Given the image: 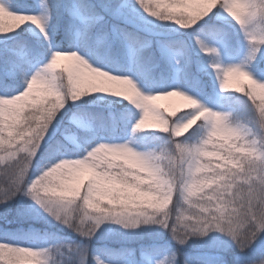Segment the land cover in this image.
<instances>
[{"label": "snow or ice", "instance_id": "1", "mask_svg": "<svg viewBox=\"0 0 264 264\" xmlns=\"http://www.w3.org/2000/svg\"><path fill=\"white\" fill-rule=\"evenodd\" d=\"M0 166V264H264V0H0Z\"/></svg>", "mask_w": 264, "mask_h": 264}, {"label": "trees", "instance_id": "2", "mask_svg": "<svg viewBox=\"0 0 264 264\" xmlns=\"http://www.w3.org/2000/svg\"><path fill=\"white\" fill-rule=\"evenodd\" d=\"M159 103V101H158ZM161 104V103H160ZM163 105V104H162ZM2 167V166H0ZM12 207H15V203L13 202ZM4 218H8V209L0 206V223H2ZM25 228V231L27 230V228L29 226L38 228L42 233H49L52 234L51 237H42L38 242L42 245V246H47L48 244H54L57 242V239H64V238H69L71 240H76L78 239L77 237H75L74 235H72L71 233L67 232V230H63L57 226H49V225H45L44 223H37V222H23L22 225ZM16 225H13V228H15ZM115 244V243H111V242H105V241H98L96 242V244L94 245L95 247H100L103 246L104 244ZM118 245V244H115ZM129 247H133L136 248L138 247L137 244H129Z\"/></svg>", "mask_w": 264, "mask_h": 264}, {"label": "rangeland", "instance_id": "3", "mask_svg": "<svg viewBox=\"0 0 264 264\" xmlns=\"http://www.w3.org/2000/svg\"><path fill=\"white\" fill-rule=\"evenodd\" d=\"M159 103H161V104H163V105L173 104V103H175V98H172V100H161V101H159ZM37 223H44L45 225H49V226H51V227H53V226H57V227L63 229V228H62L60 225H58L55 221H51V222H48V223H45V222H43V221H39V222H37ZM63 230H65V229H63ZM105 242H107V241H105ZM108 242L115 243V244H119V241H115V240H109ZM136 243H138V242H136ZM136 243H130V244H136ZM137 245H138V244H137Z\"/></svg>", "mask_w": 264, "mask_h": 264}]
</instances>
